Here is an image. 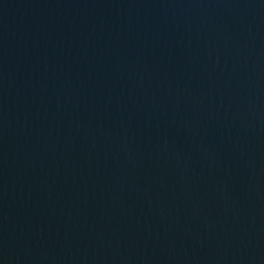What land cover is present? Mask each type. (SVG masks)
I'll return each mask as SVG.
<instances>
[{
    "label": "water",
    "instance_id": "water-1",
    "mask_svg": "<svg viewBox=\"0 0 264 264\" xmlns=\"http://www.w3.org/2000/svg\"><path fill=\"white\" fill-rule=\"evenodd\" d=\"M0 264H264V0H0Z\"/></svg>",
    "mask_w": 264,
    "mask_h": 264
}]
</instances>
